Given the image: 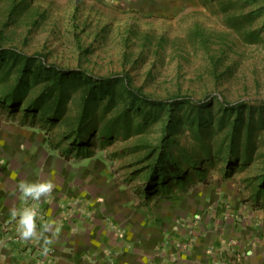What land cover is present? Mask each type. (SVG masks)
Listing matches in <instances>:
<instances>
[{"label": "rangeland", "instance_id": "obj_1", "mask_svg": "<svg viewBox=\"0 0 264 264\" xmlns=\"http://www.w3.org/2000/svg\"><path fill=\"white\" fill-rule=\"evenodd\" d=\"M0 46L43 53L49 63L94 75L129 76L135 88L152 97L188 95L213 104L201 112L182 105L122 115L127 101L118 98L106 109V101L99 102L94 105L97 119L89 125L93 144L78 150L71 144L74 137L60 138L82 112L80 92L72 91L65 123L51 125L44 114L25 116L41 84L32 81L25 104L10 108L2 93L14 86L22 61L13 65L9 59L0 66V122L16 123L28 130L27 136L43 138L50 151L73 166L92 157L89 166L101 176L85 180L92 187L86 195L112 196L121 185L143 192L164 151L187 171L192 183L186 186L199 185L197 190L206 193H258L264 174V0H0ZM248 100L252 105L241 115L219 106L220 101ZM235 122L243 130L232 142ZM107 126L111 138L101 135ZM232 145L243 159L239 156L236 172L226 176ZM168 184L160 198L183 188L171 180ZM263 205L264 195L256 207ZM198 214L194 217L202 219ZM247 249L256 260L249 263L240 252L239 264H264V241L252 239Z\"/></svg>", "mask_w": 264, "mask_h": 264}, {"label": "crops", "instance_id": "obj_2", "mask_svg": "<svg viewBox=\"0 0 264 264\" xmlns=\"http://www.w3.org/2000/svg\"><path fill=\"white\" fill-rule=\"evenodd\" d=\"M27 131L0 122V264H239L240 252L256 260L247 245L264 241V205L256 207L263 195L206 193L199 185L150 199L139 186L86 195L92 187L85 180L101 176L89 166L92 157L73 166ZM20 180H52L56 188L49 199L25 202L15 191ZM25 203L60 226L47 254L41 242L22 243L15 232L10 210Z\"/></svg>", "mask_w": 264, "mask_h": 264}, {"label": "trees", "instance_id": "obj_3", "mask_svg": "<svg viewBox=\"0 0 264 264\" xmlns=\"http://www.w3.org/2000/svg\"><path fill=\"white\" fill-rule=\"evenodd\" d=\"M9 59H11L13 65H16L18 61H22V64L18 67V75L14 86L2 93V98L8 101L7 105L10 108L16 110L20 103L22 105L25 104L31 92L32 81L41 84L38 94L31 98L25 107V116L30 112L44 114L49 119L51 125L65 123L68 113L67 103L72 97V91L78 90L80 92L82 112L73 126L67 128L63 132L62 138H60V141H64L70 136L74 137L75 140L71 144L77 145L76 148L78 150L87 149L88 145L93 144V129L89 125L97 119L95 117L96 106L94 105H97L99 102L106 101L104 106L106 109L111 108L118 98L127 101V106H125L121 113L122 115H127L130 110H134L138 114H150L152 108L160 109L168 107L169 110H173L182 105L191 106L201 112L209 108L210 105H213L208 100H196L188 95L166 99L152 97L135 88L129 76L94 75L85 69L66 68L49 63L46 55L43 53L28 55L11 47L0 46V66L6 65ZM250 103V100L234 103L220 101L219 106L224 112L241 115L242 111L247 109L249 105H252ZM146 106L149 107L147 110L145 109ZM118 117L115 116L114 119L117 120ZM242 125L237 122L233 124L230 132L232 142H235V139L240 140L243 130ZM178 128V126L173 127L171 130L176 132ZM101 135H103V138L113 137L111 127L107 126L104 128ZM234 149L232 145L228 151L226 176H231L236 172L238 157L240 156V159H243L240 152ZM172 157V153L164 151V161L154 165L147 182L143 185V192L146 198L150 199L157 196L163 187H166L165 189L163 188L164 190L169 189L170 184L168 183L170 180L174 181L176 185H183L182 189L188 187L186 186L188 183H192L190 178L187 181V171L181 169L182 164L176 163ZM261 178L262 180L258 184L259 196L264 195V174Z\"/></svg>", "mask_w": 264, "mask_h": 264}, {"label": "clouds", "instance_id": "obj_4", "mask_svg": "<svg viewBox=\"0 0 264 264\" xmlns=\"http://www.w3.org/2000/svg\"><path fill=\"white\" fill-rule=\"evenodd\" d=\"M56 188L52 180H20L17 183L16 190L20 198L27 201L40 202L41 199H49ZM10 215L15 221V232L22 243L29 241L41 242L44 254H47L49 246L55 243V237L60 232V226L52 219H43L40 217L38 207L25 206L10 210ZM39 220V223H38Z\"/></svg>", "mask_w": 264, "mask_h": 264}]
</instances>
